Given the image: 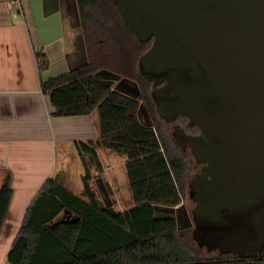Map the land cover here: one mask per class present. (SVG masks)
<instances>
[{
	"label": "trees",
	"instance_id": "1",
	"mask_svg": "<svg viewBox=\"0 0 264 264\" xmlns=\"http://www.w3.org/2000/svg\"><path fill=\"white\" fill-rule=\"evenodd\" d=\"M88 60L81 67L41 82L53 116H82L97 111L99 139L76 144L81 156L89 154L99 167L95 148L126 157L125 172L133 207L124 211L106 208L95 196L90 171L81 157L84 197L69 191L57 178L48 180L30 203L7 264H241L197 240L179 234L176 217L154 207H175L182 201L189 165L172 146L156 111L153 85L138 69V59L152 41L137 40L121 20L112 0H77ZM40 72L48 69L38 54ZM108 71L138 87L131 97L99 76ZM151 89V90H150ZM140 101L152 119L142 124L137 116ZM184 129L196 135L195 126ZM12 196L10 176L0 187V228ZM208 253H216L209 257ZM264 256V255H263Z\"/></svg>",
	"mask_w": 264,
	"mask_h": 264
},
{
	"label": "water",
	"instance_id": "2",
	"mask_svg": "<svg viewBox=\"0 0 264 264\" xmlns=\"http://www.w3.org/2000/svg\"><path fill=\"white\" fill-rule=\"evenodd\" d=\"M134 37L156 111L198 134L195 240L264 255V0H112ZM41 52V50H40Z\"/></svg>",
	"mask_w": 264,
	"mask_h": 264
},
{
	"label": "crops",
	"instance_id": "3",
	"mask_svg": "<svg viewBox=\"0 0 264 264\" xmlns=\"http://www.w3.org/2000/svg\"><path fill=\"white\" fill-rule=\"evenodd\" d=\"M38 54L49 61L42 72ZM87 60L77 0H0V187L9 175L12 188L0 228V264H7L26 211L48 180L57 178L73 194L83 196L81 157L91 174V188L104 207H133L116 200L120 187L114 170L120 164L125 167L126 160L117 163L112 151L95 148L98 167L89 154L80 156L76 149V144L98 141V115L53 116L49 97L41 91L42 81ZM116 78L107 75L117 90L120 78ZM128 88L120 92L132 91Z\"/></svg>",
	"mask_w": 264,
	"mask_h": 264
},
{
	"label": "rangeland",
	"instance_id": "4",
	"mask_svg": "<svg viewBox=\"0 0 264 264\" xmlns=\"http://www.w3.org/2000/svg\"><path fill=\"white\" fill-rule=\"evenodd\" d=\"M98 74L101 75L102 78L107 79V75H112L108 71H100ZM119 80V78H116ZM117 90L121 91L122 88L129 89L128 87H131L132 91H124L126 95L136 97L138 95V91L136 85L127 79H121L120 83L117 85L115 84ZM118 86V87H117ZM151 90V89H150ZM140 107L137 111V116L142 124L145 125H151L152 119L147 113L145 105L140 101ZM95 115H97V111H93ZM159 120L161 122L162 128L167 135L170 143L174 148H176L179 152H182V154L185 156L188 165H189V171L187 173V182L189 185V182L193 181L194 178L198 173H200L201 165L197 164L195 161L192 153H191V142H190V136L185 135V129L186 126L185 121H171L168 122L164 118H162L159 115ZM186 133L190 134L189 131H186ZM194 136V135H193ZM181 145V146H180ZM114 157L116 158V162H120L121 160H126V157L112 152ZM116 174L118 175V184L120 187L117 194V201L121 204L123 203H132L127 178H126V172L125 167L123 164L117 165L116 169L114 170ZM121 176V181H120ZM73 187V186H72ZM75 187V186H74ZM77 193V189H73ZM84 197V194L83 196ZM155 211L158 213H165V214H171L176 217L177 225H178V231L179 234L182 235L184 238H186L188 241L194 243L195 238L197 237L196 233V227H195V221H196V213H195V201L193 197L191 196L189 189L186 188L185 194L183 197V201L175 207H154ZM116 211H124L126 209H114ZM209 257H214L217 254L216 253H208Z\"/></svg>",
	"mask_w": 264,
	"mask_h": 264
},
{
	"label": "flooded vegetation",
	"instance_id": "5",
	"mask_svg": "<svg viewBox=\"0 0 264 264\" xmlns=\"http://www.w3.org/2000/svg\"><path fill=\"white\" fill-rule=\"evenodd\" d=\"M137 89H138V87H137ZM189 133H190V131H189ZM185 135L193 136L194 134H192V133L188 134V133H186V130H185ZM230 261L231 262H233V261L234 262H238V263H241V264H264V256L262 255V256H257V257H254V258L239 257V258H235V259H230Z\"/></svg>",
	"mask_w": 264,
	"mask_h": 264
}]
</instances>
